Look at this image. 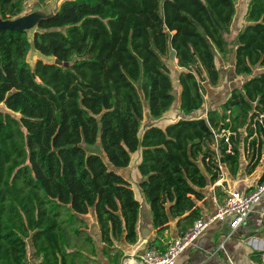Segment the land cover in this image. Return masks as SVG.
I'll return each mask as SVG.
<instances>
[{"label": "trees", "instance_id": "1", "mask_svg": "<svg viewBox=\"0 0 264 264\" xmlns=\"http://www.w3.org/2000/svg\"><path fill=\"white\" fill-rule=\"evenodd\" d=\"M26 1L0 0V17ZM239 9V0H63L32 39L0 31V264H124L118 243L138 242L143 206L117 169L139 150L148 248L163 251L173 223L179 236L193 225L201 189L221 175L218 151L236 173L241 130L252 134L264 111V0H247L236 27ZM31 49L44 56L33 65ZM217 55L246 79L206 109L207 89L223 79ZM174 107L181 117L143 129L147 114ZM223 127L237 132L234 154L217 145Z\"/></svg>", "mask_w": 264, "mask_h": 264}, {"label": "crops", "instance_id": "2", "mask_svg": "<svg viewBox=\"0 0 264 264\" xmlns=\"http://www.w3.org/2000/svg\"><path fill=\"white\" fill-rule=\"evenodd\" d=\"M39 58H44L41 53ZM242 77L243 80L239 86L246 79L244 76ZM241 132L242 137L239 149L242 152L240 153L239 169L236 173H233L226 164L229 171L227 173L223 171L221 166L222 172L220 177L216 180H209L207 185L201 189L203 197L196 200L197 205L202 210L201 216L213 212L217 205L223 201L224 197L228 195L229 191L235 189L249 191L259 183V179L264 172V139H262L260 144L262 151L260 163L253 167V161L250 160L245 150L246 128H243ZM258 148L256 147V150ZM134 154L135 162L138 163L141 160V151L139 150ZM137 166L136 164L135 168L127 167L119 171L131 181L135 194L141 200L143 206L138 222V242L129 244L125 240H122L118 243L124 250V257H126L124 264H143L140 255L148 248V240L155 235L152 228L149 205L138 185L142 176L138 174ZM169 234L171 235L169 241L179 236L175 231L174 223L171 225ZM163 243L165 249L168 241ZM263 252L264 197L256 204L248 218L237 228L232 229L227 219L213 223L193 244L178 256L176 264H262Z\"/></svg>", "mask_w": 264, "mask_h": 264}, {"label": "built area", "instance_id": "3", "mask_svg": "<svg viewBox=\"0 0 264 264\" xmlns=\"http://www.w3.org/2000/svg\"><path fill=\"white\" fill-rule=\"evenodd\" d=\"M229 120V119H228ZM252 134L248 135L246 145V153L250 160L256 159L254 156L252 142L256 140L254 145L258 148L264 139V111H258L253 115L251 121ZM217 145L221 139L226 144V152L234 154V145L232 138L237 132L229 127H223L214 131ZM255 158V159H253ZM264 197V182L258 183L249 191L231 190L224 197L213 212L198 217L192 226H190L182 235L168 241L165 249L160 251L156 247L147 248L141 255L140 259L143 264H176L178 256L193 244L200 235L213 223L221 220H229L232 229L237 228L244 222L258 202ZM262 249V248H261ZM262 264H264V252L262 254Z\"/></svg>", "mask_w": 264, "mask_h": 264}, {"label": "rangeland", "instance_id": "4", "mask_svg": "<svg viewBox=\"0 0 264 264\" xmlns=\"http://www.w3.org/2000/svg\"><path fill=\"white\" fill-rule=\"evenodd\" d=\"M62 1L63 0H49L46 5L40 6L36 3V0H28L25 3V7H24L23 11H21L17 14H14V16L12 18H16L18 16L30 13L34 10H42L45 12H50L52 10H56L58 8V5ZM246 2H247V0H239L240 9L238 12V19L236 20V23H235L236 27L240 26V24H241L243 13H244L245 8H246ZM34 31H35V29L33 28L32 30H29V32H28L31 39H32V36L34 34ZM39 56H40V53L38 51H36L35 49H31L28 53V60L33 65L37 61ZM216 63H217V66L222 70L223 79H221L220 84L217 87H209L207 89L208 92H207V96H206L205 108H208L214 102V98H216V101L213 104L218 105L220 102H222L227 97V95H229L231 88L235 85H239L241 83V81L243 80L242 76L237 77V78H233L229 75V72H230L229 70L231 68L224 64L223 60L221 59V57L219 55H217ZM176 67L177 66L175 65V61H173L172 76H174V82H175V87H176L175 92L178 93L179 88H177V82H176V70H177ZM179 117H181V113L178 111V109L176 107H174L171 111H169V113L166 116H164L163 118H161L159 120H153L147 114L144 121H143V129L145 128V126L147 124H149L151 122H157L158 124L164 125L166 122L173 120V119H176V118H179ZM87 147H89L90 150L95 149L102 156H104L103 150L99 144L87 145ZM241 152L242 151L240 150V153ZM135 160H136L135 154H133L131 164L128 167L135 168V165L136 164L138 165L140 162L139 161L138 163H136ZM221 166H222V169L224 172H227V173L229 172L226 164L223 163V164H221ZM122 169H124V168H118L117 170L121 171ZM137 172H138V174H140V172L138 170V166H137ZM86 219L88 220V222L90 224L94 223V217L92 214L87 215ZM181 261L184 262V260H182V259H181ZM29 264H32V262L30 261Z\"/></svg>", "mask_w": 264, "mask_h": 264}, {"label": "water", "instance_id": "5", "mask_svg": "<svg viewBox=\"0 0 264 264\" xmlns=\"http://www.w3.org/2000/svg\"><path fill=\"white\" fill-rule=\"evenodd\" d=\"M55 10L50 12H45L42 10H34L30 13L18 16L16 18H2L0 17V31L4 29L16 30L19 32L28 33L29 30H32L36 26L39 25L43 18L49 17L54 13ZM56 63L60 64V60H56ZM65 66L70 65L69 62L64 63ZM219 155L221 156V163H224V160L221 155V151H218Z\"/></svg>", "mask_w": 264, "mask_h": 264}]
</instances>
